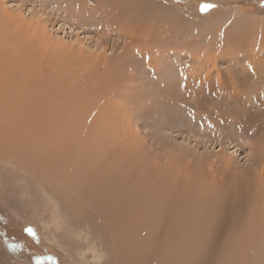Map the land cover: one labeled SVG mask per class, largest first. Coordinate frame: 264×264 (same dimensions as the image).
Instances as JSON below:
<instances>
[{
	"label": "rangeland",
	"instance_id": "rangeland-1",
	"mask_svg": "<svg viewBox=\"0 0 264 264\" xmlns=\"http://www.w3.org/2000/svg\"><path fill=\"white\" fill-rule=\"evenodd\" d=\"M102 1L0 0V264L118 262L109 238L74 208L73 193H53L52 178L22 160L32 150L10 144L35 131L59 149L53 138L81 121L65 111L87 110L106 81L123 90L104 92L113 116L95 128L127 138L155 177L227 191L264 168V0H125L137 9L123 11L119 25L113 14L102 24L84 13ZM141 5L150 10L138 19ZM259 236L235 243L227 263L255 249L264 255Z\"/></svg>",
	"mask_w": 264,
	"mask_h": 264
},
{
	"label": "bare ground",
	"instance_id": "bare-ground-1",
	"mask_svg": "<svg viewBox=\"0 0 264 264\" xmlns=\"http://www.w3.org/2000/svg\"><path fill=\"white\" fill-rule=\"evenodd\" d=\"M102 3L94 9L84 8V13L90 11L91 16L96 12L97 19H103L102 24H106V14L115 15L113 21L119 25L124 19L122 16L137 9V5L125 0H103ZM138 8L132 14L138 19L150 10L145 5ZM125 10H128L127 15L123 13ZM129 30L127 28L126 35L135 39L137 35ZM131 44L133 46V42ZM102 85L101 88L96 86L99 91L88 96L87 110L73 105L65 111L70 117H80L81 121L74 122L63 139L59 134L53 138L59 149H52L51 137L42 132L38 138L35 131L24 140H20L22 136L18 140L11 139L10 144L17 148L15 150H32L30 155H23L22 160L37 166L44 179L52 178L53 193L58 196L63 191L73 193L74 208L82 220L89 228H99L98 234L111 241L117 254L116 264H228L230 251L227 250L236 247L235 243L247 244V237L249 243H256L259 235L264 236L263 166L259 171L254 169L250 179H234L227 191L180 186L167 182L163 173L155 177L156 170L151 171L149 166L147 171L141 167L145 164L138 165L140 157L128 147L126 137L122 141L120 135H116L109 140L95 128L101 119L108 122L113 116L110 97L104 92L123 90L116 79ZM58 123L60 125L61 121ZM255 252L256 249L254 253L242 254L239 264H249V258L256 260L250 264H258L264 255Z\"/></svg>",
	"mask_w": 264,
	"mask_h": 264
}]
</instances>
